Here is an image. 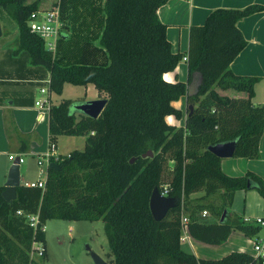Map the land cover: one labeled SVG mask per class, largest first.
<instances>
[{"label":"trees","instance_id":"trees-1","mask_svg":"<svg viewBox=\"0 0 264 264\" xmlns=\"http://www.w3.org/2000/svg\"><path fill=\"white\" fill-rule=\"evenodd\" d=\"M167 2L70 0L71 8L62 3L60 39L71 37L70 18L76 15L69 14L76 10L85 31L78 36L84 40L82 54L96 58L78 63L58 61L30 31L28 22L40 10L39 2L0 0L18 26L15 52L27 53L34 67L48 70L52 94L62 95L65 85H93L108 101L98 119L82 114L76 108L79 103L71 100L52 105L51 136L85 137V148L62 160L59 169L48 170L44 190L21 185L16 199L7 202L5 187H0V264H34L37 244L45 257L42 226L51 220H102L109 264H264L239 251L198 259L181 243L182 205L189 236L207 245L220 246L233 232L253 240L262 230L231 207L241 190H257L264 197V181L253 173L226 175L222 159L208 148L234 141V158H260L264 106L252 102L259 79L235 75L230 66L247 46L239 21L264 8L218 9L204 25L191 27L188 81L169 83L164 75L174 72L185 56L173 52L167 25L157 15ZM93 42L98 47H91ZM196 74L201 78L198 93L188 95ZM216 88L243 92L247 98L220 96ZM182 97L188 106L185 126H171L168 116L183 117L172 105ZM164 186L178 206L155 221L150 198L155 188L162 192ZM203 211L214 221L206 222ZM32 215L39 216L37 228L31 226Z\"/></svg>","mask_w":264,"mask_h":264},{"label":"crops","instance_id":"crops-1","mask_svg":"<svg viewBox=\"0 0 264 264\" xmlns=\"http://www.w3.org/2000/svg\"><path fill=\"white\" fill-rule=\"evenodd\" d=\"M34 1L39 2V9L41 10L40 5L43 0H31V2ZM98 3L100 4V2H97V4ZM58 4L60 5V2H56L55 6ZM253 5H258L264 8V0H168L165 5L159 8L157 15L160 21L167 25V38L172 45L173 52L183 54L186 57L189 49V36L191 27L204 25L207 17L215 10L244 9ZM79 10L82 12L83 6H80ZM238 28L247 40V46L233 61L230 66V70L235 75L252 76L259 79V82L255 86V97L253 98L252 102L255 106H264V11L239 21ZM2 31L3 35L9 34L12 36V32L9 29H4V26H2ZM15 33L16 32L13 34ZM17 36L18 34L16 33L13 36L15 38L10 41L8 46L4 47V49H0V69L7 67L12 73L19 74L27 80L33 78L34 76H45V79L50 77L47 69L43 67H34L29 62L27 53L24 52L17 54L15 52L14 41ZM91 59L96 60L95 57H91ZM21 72H24L25 74H21ZM2 77L3 76L0 74V82ZM196 77L197 74L195 75V78ZM164 79L169 83H175L176 81L187 83V62L183 60L174 72L165 74ZM199 79L200 76L198 75V81ZM27 80L21 81L28 82ZM83 87L86 90L85 100L71 101L79 104L92 101L93 98H88L87 96L89 85ZM216 91L220 96H226L230 98H247V94L243 92H237L232 89L222 90L220 88H216ZM15 95L16 94L13 93V96L11 97L7 94H2V96H0V187H4L8 178L10 165L12 164V162L9 160L10 154H28L26 158L27 162L30 159H37V156L45 153L51 144H55L51 142L52 136L49 131V113H43L40 108L36 107L35 103L38 101V99H36L34 103L28 105L24 103V99L21 98L20 94L18 96ZM96 99L98 100L104 98L97 92ZM172 105L176 109L182 111L183 117L179 120L175 118V116H168L166 118L167 123L175 127L185 126L186 118L188 116L187 98L182 97L180 100L173 102ZM168 120L172 121V123ZM57 153L62 156V153L59 152L58 148ZM1 157H3V159H1ZM227 159H222L221 169L223 173L231 177L245 176V174L237 176L232 173L246 171L249 169V167H252L250 164H253V159L236 158V161H230L235 163H230V165H228L224 163V160ZM258 160H261V162L264 163V133L260 142V158ZM228 166H230V169ZM22 167L21 185L29 182H36L40 179L42 174L40 173L41 169H38L37 173L31 174L28 169H26L23 173ZM226 169L231 172H226ZM250 191L251 190L238 191L235 194L234 201L239 197H243L245 199V203L248 204L249 196L251 195V193H249ZM252 194H254L253 198L256 199V193ZM201 196L202 195H193L192 198L195 199ZM260 198L261 199H257L258 203L255 209L248 206L247 210L243 211L244 213L242 215L235 211H233V213L242 216L244 219H249L250 222H254L255 219L264 216V198ZM231 236H233L234 240L236 241H231V248H226L228 250L224 252L219 258H222L234 251L248 252L250 254L253 253L248 250L252 240L248 239L243 234L237 235V232H233L230 237ZM241 238H243V240ZM261 238H264V236L259 234V237L256 240ZM193 241L197 242L198 244V241L189 236L187 243H189L192 248H195L197 245L193 244ZM205 246L209 245L206 244ZM105 259L106 257L104 260ZM207 260H214V258Z\"/></svg>","mask_w":264,"mask_h":264},{"label":"rangeland","instance_id":"rangeland-1","mask_svg":"<svg viewBox=\"0 0 264 264\" xmlns=\"http://www.w3.org/2000/svg\"><path fill=\"white\" fill-rule=\"evenodd\" d=\"M56 2H60V9H62V3L65 4V8L70 5V0H43L41 2L40 8L41 10L50 9V7L54 6L52 4ZM73 9H76V7H73ZM69 15H76L74 16L75 19H72L73 16L70 18L71 37L66 40L59 38L57 42V50L55 53L56 58H58V61L60 62L72 61L85 63L86 60L87 62H90L92 60L88 57V55L82 54L84 48L82 46V43L84 42V40H80V38H78V36H85L83 25H81V20L78 19V12L76 10H73ZM0 23L2 26H4V29H9L12 32V36H10L9 34H4L0 38V49H4V47L8 46L10 41L15 38L13 36L16 33L18 34V26L17 23L7 14V12L1 6ZM14 32L16 33L13 34ZM91 47H98L97 42H93V44H91ZM0 74L3 76L0 82V96H2V94H7L11 97L13 96V93L16 94L15 96H18L20 94L21 98L24 99V103L28 105L34 103L36 99L40 100L42 98L40 90L46 87L47 79H45V76H34L33 78L27 80L19 74L12 73L7 67H3L2 69H0ZM21 74L25 73L21 72ZM21 80H27L28 82ZM194 81L198 82V75ZM85 94L86 90L83 86L65 85L62 95L59 96L56 94H52V101L54 104H59V102L65 99H70L73 101H83L85 100ZM87 96L88 98H93L92 101L97 100V91L93 87V85H89ZM170 122L172 123V121ZM51 142L55 143V145L59 149V152L62 153V157L66 158L71 152L83 151L85 148L86 139L82 136H52ZM1 159H3V157H1ZM235 159L236 158L234 157L228 158L227 160H224V163L230 165V163H235L230 162L236 161ZM6 160L8 161L7 158ZM252 163L253 164H250V166L252 167H249V169H247L246 171H238L232 174L240 176L241 174L246 175L247 173H253L259 175L260 177L262 176L261 179L264 181V163H262L261 160L258 159L253 160ZM37 167V159H30L26 162V164H23L22 171L24 173V171L28 169L31 174H34L38 172L39 167ZM228 168L230 169V166H228ZM226 172L229 173L231 171L226 169ZM249 193H251V195L249 196L248 204L245 203V199L243 197H239L235 199L234 204L231 207L232 212L235 211L242 215L244 213L243 211L247 210L248 206L250 208H256L258 203L257 199H261L260 197L264 198L259 194L257 190H251ZM252 193H256V199L253 198L254 194ZM196 195H202V193ZM208 217L205 220L206 222L214 221L213 218ZM45 231V245L47 253L45 257H41L38 254H35L34 264H94L92 253L99 255L103 259L106 257L105 260L107 262H110V258L107 256L108 242L105 233V223L102 220L95 222L51 220L46 223ZM240 234L241 233L237 232V235ZM260 235L264 236V229L261 230ZM241 239L243 240V238ZM256 239H253V241H255ZM231 241H236L234 240L233 236H231L226 243L220 246H205L206 244L204 243L198 242L197 244V242L193 241L194 243H192L197 245L195 248H192L189 243L183 242L182 248L186 252L194 254L198 259H215L221 257L222 254L228 250L226 248H231ZM249 246L250 247H248V250H250V252L252 253V246Z\"/></svg>","mask_w":264,"mask_h":264},{"label":"built area","instance_id":"built-area-1","mask_svg":"<svg viewBox=\"0 0 264 264\" xmlns=\"http://www.w3.org/2000/svg\"><path fill=\"white\" fill-rule=\"evenodd\" d=\"M60 10L61 9L58 4L56 6L51 7L50 9L33 12L28 22L30 31L36 34L37 36H39L40 38H42L46 43V48L48 49V51L52 52L53 54L56 53L57 42L60 38V31L62 27ZM184 61H187V57L184 58ZM49 87H50V77H48L46 80V87L40 90L42 98L36 101L35 103L36 107L40 108L43 113L44 112L49 113L53 105L52 97H51L52 93L50 92ZM27 156L28 154H10L9 160L12 163H14L17 159H19V164L20 166H22L23 164H25ZM69 157L70 154L66 158ZM64 159H65L64 157H62L57 153L56 145L51 144L45 153H42L37 156V166L39 167V169H41L40 173H42L40 179L36 182L25 183L24 186L28 188H40L44 190L46 187L49 166L52 163L59 164ZM161 194L165 197H168L169 187L164 186ZM208 215L209 214L207 211H203V213L201 214L202 218H206ZM29 220L31 222V226L33 228H37V225L39 223V216L32 215L29 217ZM245 221L249 223H254L260 226L261 229H264V216L255 219L254 222H250L249 219H245ZM187 223H188V218L185 215L184 206L182 205L181 243L187 242L189 240ZM45 229L46 226H42V231H45ZM251 245H252L253 257L264 263V238L255 241L252 240ZM34 246L37 247L38 249L36 254L42 257L44 253V249L42 248V246L38 244Z\"/></svg>","mask_w":264,"mask_h":264},{"label":"water","instance_id":"water-1","mask_svg":"<svg viewBox=\"0 0 264 264\" xmlns=\"http://www.w3.org/2000/svg\"><path fill=\"white\" fill-rule=\"evenodd\" d=\"M3 35L2 26L0 23V38ZM201 84V78L198 82H193L188 87V95H195L198 93L199 86ZM106 99H98L94 101H87L85 103H81L76 108L85 116L90 117L92 119H98L104 108L107 105ZM192 111L193 107H189ZM208 150L214 154L216 157L220 159L233 158L236 152V142H227V143H219L213 146H210ZM149 156L152 155L150 151L148 153ZM147 154L144 157L148 156ZM60 165L56 163H52L49 166V169H59ZM21 186V166L19 164V159H17L14 163H12L7 181L4 185L5 190L2 193V196L5 201L12 202L17 197V189ZM178 206V201L174 197H165L161 194L158 188H155L151 198H150V211L152 213L155 221L163 220L169 213L170 210L175 209ZM227 213L224 212L221 221L225 220ZM92 258L94 260V264H109L106 260L101 258L99 255L92 253Z\"/></svg>","mask_w":264,"mask_h":264}]
</instances>
